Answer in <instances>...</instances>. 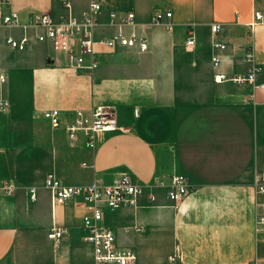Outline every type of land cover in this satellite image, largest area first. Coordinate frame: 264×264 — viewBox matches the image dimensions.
Instances as JSON below:
<instances>
[{
	"label": "crops",
	"instance_id": "1",
	"mask_svg": "<svg viewBox=\"0 0 264 264\" xmlns=\"http://www.w3.org/2000/svg\"><path fill=\"white\" fill-rule=\"evenodd\" d=\"M102 3L92 70L70 64L77 38L38 41L32 28L0 27V75H6L0 96L10 102L9 110L0 111V182L16 186L12 195L0 194V264H95L83 225L89 209L80 198L52 205L49 172L78 186L111 181L122 172L146 184L185 174L190 187L181 201L156 188L155 202L148 190L135 206L105 209L103 223L120 245L134 249V264H264L253 184L264 170V23L254 21V11L264 15V0ZM71 4L82 17L89 0ZM156 8L173 12L170 29L152 23ZM11 10L22 24L36 12H66L62 0H12ZM130 12L133 21L119 25ZM215 22L222 24L217 33L211 30ZM121 29L147 39L148 48L108 46L105 40ZM25 31V49L6 43L7 36ZM214 40L227 44L218 50V67ZM248 46L252 64L260 67L255 85L217 82L219 72L233 77L249 71ZM91 61L85 55V64ZM95 106L114 108L119 125L97 134L95 148L86 146L84 132L72 141L64 127L43 116L57 108L63 124L70 123L77 110L89 114ZM53 225L67 228L60 247L48 237Z\"/></svg>",
	"mask_w": 264,
	"mask_h": 264
},
{
	"label": "built area",
	"instance_id": "2",
	"mask_svg": "<svg viewBox=\"0 0 264 264\" xmlns=\"http://www.w3.org/2000/svg\"><path fill=\"white\" fill-rule=\"evenodd\" d=\"M66 10L58 16L51 12H36L30 16L28 23L22 24L17 11L11 10L12 0H0V27H22L24 30L34 29L35 38L38 41L56 40L62 37H73L78 39V47L69 54L70 64L78 69H94L98 65L95 57V39L94 27L97 16L103 9L102 0H89L88 9L82 17L75 16L72 11L71 0H62ZM173 12L162 8H156L151 21L155 24H162L167 29L172 27ZM115 22L114 12H111ZM134 13H128L126 19L118 24L131 23L134 19ZM254 21L264 23V15L259 11H254ZM222 29L220 22H215L211 30L214 33ZM29 35L25 31L21 37L9 35L6 37V43L16 49L23 50L28 45ZM110 46H138L141 51L148 48V41L145 38H139L136 34H126L122 29L117 35L105 40ZM188 45L195 44L194 35H190L187 40ZM227 44L221 40L213 41L215 52L212 56V62L215 66L221 64V56L218 50H224ZM85 55L92 58L90 64H85ZM254 51L252 46L244 49V58L251 63L249 71L246 74L227 76L223 72L215 75V80H232L238 83H254L256 73L260 70L259 66L253 63ZM0 81H6V75H0ZM253 97L251 94L250 98ZM10 108L9 100L0 96V111H6ZM43 116L50 124L55 127H64L69 137L74 141L78 132L82 131L87 135L86 146L95 148L97 145V134L106 131H115L119 129L116 118V110L107 106H95L91 113L79 109L75 113L72 122L64 123L62 112L57 108L45 110ZM254 187L257 196L256 212V232L264 234V170L256 173L254 177ZM45 185L50 190L52 205L66 204L70 200L80 198L86 204L89 212L83 216V225L88 230L86 240L92 245L95 264H134L137 255L133 248L122 246L118 243L115 231L103 223L105 209H116L122 206H135L138 204L139 197L148 192L151 202L156 200V188H165L170 200L178 202L183 200L189 193L190 180L185 174H175L170 177H157L152 182L146 184L139 182L130 172H122L111 181H105L102 178H96L87 185L64 184L55 172H49L45 178ZM16 186L9 181L0 182V194L10 196L13 194ZM32 196H35L32 190ZM67 233V228L53 225L48 231V237L52 239L56 247H60L63 236ZM264 240V238H263ZM178 253L171 256L175 259ZM255 264V263H254Z\"/></svg>",
	"mask_w": 264,
	"mask_h": 264
}]
</instances>
